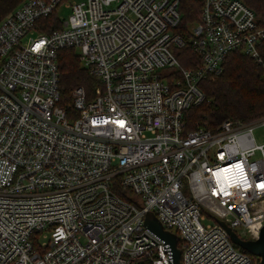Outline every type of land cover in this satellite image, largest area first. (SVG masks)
<instances>
[{"label":"built area","instance_id":"built-area-1","mask_svg":"<svg viewBox=\"0 0 264 264\" xmlns=\"http://www.w3.org/2000/svg\"><path fill=\"white\" fill-rule=\"evenodd\" d=\"M200 1L189 39L181 0H24L0 22V264H173L149 212L178 234L182 264H258L217 220L260 236L264 116L188 131L185 113L232 52L263 63L264 24L243 0ZM54 12L62 28L43 33ZM188 44L197 67L176 55ZM68 48L99 83L73 91L72 114Z\"/></svg>","mask_w":264,"mask_h":264},{"label":"trees","instance_id":"trees-1","mask_svg":"<svg viewBox=\"0 0 264 264\" xmlns=\"http://www.w3.org/2000/svg\"><path fill=\"white\" fill-rule=\"evenodd\" d=\"M23 1L0 0V22ZM243 2L264 24V0H243ZM202 5L200 0H181L179 8L181 22L177 32L183 37L189 39V26L200 21ZM39 26L43 33H50L61 29L63 25L57 13L54 12L41 21ZM262 52L264 57V45ZM176 55L186 68L201 64L200 56L190 44L179 49ZM58 63L61 93L59 105L72 114L73 91L77 87H84L90 98L99 83L96 77L82 66L75 48L61 50L58 54ZM200 85L206 99L202 104L192 106L186 111L185 122L188 131L200 126L215 131L226 120L248 122L264 116V61L258 64L240 52H232L225 60L223 73L217 77L204 79ZM118 193L126 195L122 190H118ZM253 257L260 264L259 258ZM139 264H153V262L147 259Z\"/></svg>","mask_w":264,"mask_h":264},{"label":"water","instance_id":"water-1","mask_svg":"<svg viewBox=\"0 0 264 264\" xmlns=\"http://www.w3.org/2000/svg\"><path fill=\"white\" fill-rule=\"evenodd\" d=\"M229 232L232 241L243 250L259 258L260 264H264V227L261 230L260 236L257 239H242L227 223L223 220H217ZM145 225L157 234L162 240L170 244L173 252V264H182L181 261V248L179 247L178 234L166 230L153 213L149 212L145 218Z\"/></svg>","mask_w":264,"mask_h":264},{"label":"rangeland","instance_id":"rangeland-1","mask_svg":"<svg viewBox=\"0 0 264 264\" xmlns=\"http://www.w3.org/2000/svg\"><path fill=\"white\" fill-rule=\"evenodd\" d=\"M78 1H82V0H78ZM71 13H72L71 10H65L63 16L65 18H68ZM254 136L257 142H264V123H260L256 125V127L254 128ZM208 222H213V220L209 219L207 221H204L205 224ZM237 231L242 239H248V237L242 233L241 229H237Z\"/></svg>","mask_w":264,"mask_h":264}]
</instances>
